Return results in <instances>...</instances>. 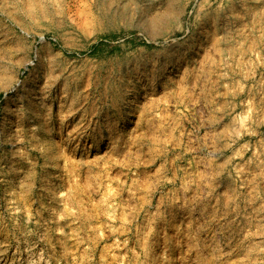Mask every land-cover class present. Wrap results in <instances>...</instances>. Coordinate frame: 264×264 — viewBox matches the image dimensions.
Listing matches in <instances>:
<instances>
[{"label":"rangeland","instance_id":"1","mask_svg":"<svg viewBox=\"0 0 264 264\" xmlns=\"http://www.w3.org/2000/svg\"><path fill=\"white\" fill-rule=\"evenodd\" d=\"M0 264H264V0H0Z\"/></svg>","mask_w":264,"mask_h":264},{"label":"bare ground","instance_id":"2","mask_svg":"<svg viewBox=\"0 0 264 264\" xmlns=\"http://www.w3.org/2000/svg\"><path fill=\"white\" fill-rule=\"evenodd\" d=\"M213 247V246H212Z\"/></svg>","mask_w":264,"mask_h":264}]
</instances>
